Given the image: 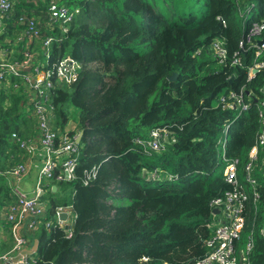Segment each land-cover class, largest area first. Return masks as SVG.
<instances>
[{
  "label": "trees",
  "instance_id": "obj_1",
  "mask_svg": "<svg viewBox=\"0 0 264 264\" xmlns=\"http://www.w3.org/2000/svg\"><path fill=\"white\" fill-rule=\"evenodd\" d=\"M11 2L0 34L10 57L21 62L31 52L44 71L64 58L81 64L78 82L53 96V127L65 131L73 123L70 135L83 133L76 178L53 183L42 196L48 214L34 234L35 264H198L213 233L211 203L232 190L224 177L227 161H241L244 181L261 131L264 68L253 79L249 72L264 63V49L242 50L240 42L253 23H264V0ZM52 3L78 11L67 33L58 24L50 30ZM25 17L39 23L44 38L54 36L49 59L41 41L17 42ZM216 41L227 48L224 63L210 51ZM32 92L20 77L0 89V213L16 201L7 172L27 160L12 135L22 141L38 135ZM232 93H243L248 111L222 102ZM157 130L168 143L149 154L136 142H148ZM94 167L98 175L85 186V172ZM256 176L261 201L257 211L248 206L242 243L254 229L251 262L264 264V183ZM58 207L76 215L71 233L58 225ZM6 223L0 220L9 231ZM12 248L2 242L0 255Z\"/></svg>",
  "mask_w": 264,
  "mask_h": 264
},
{
  "label": "built area",
  "instance_id": "obj_2",
  "mask_svg": "<svg viewBox=\"0 0 264 264\" xmlns=\"http://www.w3.org/2000/svg\"><path fill=\"white\" fill-rule=\"evenodd\" d=\"M12 7L11 0H0V34L4 30V20ZM49 12L52 21L50 30L55 32V24H58L63 33L68 32V25L78 14V11H71L64 5L55 3H52ZM19 21L26 29L17 42L22 43L27 40L30 46L33 40L41 41L42 49L46 51L49 59L48 49L53 43L54 36L44 38L39 23L34 19L25 17L20 18ZM223 23L225 24V22ZM263 34L264 23H253L245 38L240 42V47L245 50V47L248 46V48L259 49L260 53L263 52L264 43H259L263 40ZM210 51L220 62L227 61L228 51L223 42H214ZM235 64H241V58H237ZM40 65L38 55L35 56L31 52H27L24 60L17 62L0 45V89L2 85L9 88V83L14 77L23 78L33 89L32 102L29 105L33 103L34 113L38 120V135L34 138L22 141L17 134L12 135V141L27 154V160L7 172L8 177L15 182L11 187V192L16 201L4 207L0 213V220L6 221L10 225L14 245L10 252L0 255V264H35L37 253L22 255L24 251L32 250L33 245L23 235V227L26 226L30 234L36 233L42 220L48 214L47 203L42 200V196L53 183L72 181L76 178V164L81 155L80 144L77 142L79 134L70 135V132L75 129L63 131L53 127L56 118L53 106L54 91L64 84L77 83L80 78L81 64L72 58H64L51 70H41ZM263 68L264 63L255 62L254 67L250 69L249 79L255 77V70L259 72ZM26 70L28 71L25 73ZM229 100L222 99L229 109L241 113L250 108V104L244 100L243 93L240 95L232 93ZM258 117L261 131L257 137V144L250 151L244 181H241L239 177L241 161L239 159L227 161L224 177L226 182L231 185L232 190L224 196L214 199L211 203L212 218L207 224V228L213 233L212 237L205 242L208 252L198 264H252L251 256L256 248L254 229L244 244L242 239L247 227L248 206L252 203L257 211L259 201H261L258 190L260 185L256 174L262 177L264 183V102L258 106ZM150 137L148 142L141 140L136 142L149 154L163 150L168 143L167 134L164 135L159 130L152 131ZM261 154H263L262 157ZM59 168L63 169L60 173L58 172ZM33 173H36V184L33 194L29 195L21 189L20 184ZM97 175L96 167L86 171L85 186L94 181ZM214 210H218L219 214H214ZM262 213L263 221L260 231L264 238V210ZM55 214L58 225L65 230L69 226L71 229L67 231L71 233L76 215L65 207H58ZM63 214H67L66 221L61 220ZM19 255L21 259L15 263L14 259ZM145 260L147 261V259Z\"/></svg>",
  "mask_w": 264,
  "mask_h": 264
},
{
  "label": "crops",
  "instance_id": "obj_3",
  "mask_svg": "<svg viewBox=\"0 0 264 264\" xmlns=\"http://www.w3.org/2000/svg\"><path fill=\"white\" fill-rule=\"evenodd\" d=\"M14 184H15V182L13 181V179L7 180V185L9 187V191L11 190V187ZM35 184H36V175L31 174L29 178L22 181V183L20 184V187L25 193L31 195L34 192ZM53 190H54V188H53ZM56 190H54V192H56ZM22 233H23V235H25L29 239V241H31L30 244L31 243L33 244L32 245V248H33L35 245L34 242L37 241V239L35 238V235L30 234L29 231L27 230L26 226L23 227ZM2 242L12 243V246L14 245L10 229L8 231L5 229L4 225L0 224V245ZM38 248H39V246H38Z\"/></svg>",
  "mask_w": 264,
  "mask_h": 264
},
{
  "label": "water",
  "instance_id": "obj_4",
  "mask_svg": "<svg viewBox=\"0 0 264 264\" xmlns=\"http://www.w3.org/2000/svg\"><path fill=\"white\" fill-rule=\"evenodd\" d=\"M259 43H260V44L264 43V40H263V41H260ZM257 72H258V70H255V71H254L255 74H256ZM175 78H176V75H174L173 77H171L170 80H174ZM82 136H83V133H81V134L79 135V137H78L77 142H78L79 144L81 143ZM56 189H57V188L54 187V190H56ZM213 213H214V214H219V211H218V210H214ZM61 220L66 221V220H67V214H63V215L61 216ZM66 229H67V230H70L71 228H70L69 226H67ZM38 246H39V242H38V240H37V241L35 242V245H34V247L32 248V250H26V251H24V252L22 253V255H31L32 252L37 253V251H38ZM20 259H21V256L19 255L18 257H16V258L14 259V262L16 263V262H18Z\"/></svg>",
  "mask_w": 264,
  "mask_h": 264
},
{
  "label": "rangeland",
  "instance_id": "obj_5",
  "mask_svg": "<svg viewBox=\"0 0 264 264\" xmlns=\"http://www.w3.org/2000/svg\"><path fill=\"white\" fill-rule=\"evenodd\" d=\"M75 125L73 123H71L69 125V127L67 128V130H72V129H75ZM33 175H36V173H33ZM46 198L48 199L49 198V195L46 196ZM31 242V241H30ZM33 242V241H32ZM39 242V241H38ZM35 243V242H34Z\"/></svg>",
  "mask_w": 264,
  "mask_h": 264
},
{
  "label": "clouds",
  "instance_id": "obj_6",
  "mask_svg": "<svg viewBox=\"0 0 264 264\" xmlns=\"http://www.w3.org/2000/svg\"><path fill=\"white\" fill-rule=\"evenodd\" d=\"M264 40V39H263ZM263 40H261V41H263ZM260 42V41H259Z\"/></svg>",
  "mask_w": 264,
  "mask_h": 264
}]
</instances>
